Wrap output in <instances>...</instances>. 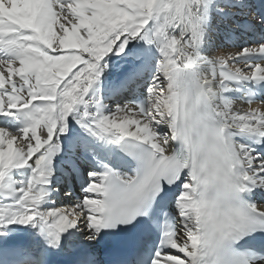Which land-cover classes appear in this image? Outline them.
Listing matches in <instances>:
<instances>
[{
    "label": "snow or ice",
    "instance_id": "snow-or-ice-1",
    "mask_svg": "<svg viewBox=\"0 0 264 264\" xmlns=\"http://www.w3.org/2000/svg\"><path fill=\"white\" fill-rule=\"evenodd\" d=\"M209 3L0 0V117L20 124L15 132L0 127V228H39L54 249L71 230L85 231L94 245L102 233L135 226L178 185L179 227L165 225L150 264H247L227 257L245 237L264 232V204L243 199L264 190V156L234 137L264 145V37L229 55L201 57ZM137 38L155 43L161 56L146 98L105 114L98 96L86 98L106 58L122 56ZM239 84L256 89L240 102L246 110L224 95ZM70 118L118 146L136 169L87 171L80 199L45 209L50 191H58L54 161ZM20 170H28L26 180L14 179ZM80 264H100L94 249Z\"/></svg>",
    "mask_w": 264,
    "mask_h": 264
},
{
    "label": "bare ground",
    "instance_id": "bare-ground-1",
    "mask_svg": "<svg viewBox=\"0 0 264 264\" xmlns=\"http://www.w3.org/2000/svg\"><path fill=\"white\" fill-rule=\"evenodd\" d=\"M201 15L202 42L199 47L201 57L210 59L215 54L229 55L260 42L264 37V23L257 22L264 21V0H240V2L238 0H210ZM147 39H153L151 25ZM160 59L161 56L155 43H148L141 38L133 40L122 56L112 55L106 58L107 68L101 81L86 99L91 100L94 95L98 96L100 103L97 108L102 109L105 114L117 105L122 107L132 103V97L140 96L145 100L147 88L156 73L157 62ZM200 71L205 72L206 66L202 65ZM230 87L232 91L225 93V97L236 102L238 109L246 110L249 106L240 102L246 98L248 90L255 91L256 89L246 84L230 85ZM104 88L112 89L111 94L107 95ZM260 99L264 100V94ZM256 106V104L252 105L253 108ZM5 126L10 132H15L20 124L5 118L0 119V127ZM69 132L73 133L74 147L64 150L55 158V175L52 183H59L53 184L52 189L59 191L71 186L75 195L68 197L69 194L64 191L62 198H58L56 196L58 191H50L47 201L42 205L45 209L61 207L80 199L87 171H100L104 162H110L113 165L117 163L118 172L122 175H130L127 162L118 154L116 145L91 136L71 118ZM234 139L238 143L249 144L255 149L256 154L264 156V151L257 150L258 145L252 144L246 137L236 136ZM28 174V170H20L14 173V179L26 180ZM61 184H64V187H61ZM178 194L179 189L176 196ZM245 197L249 204L257 206L264 204V190L256 189L251 194H246ZM5 203H13V201L9 200ZM174 204L175 202L172 206V213L178 228L179 214ZM0 232L4 233L0 235V264H34L35 252L48 248L46 239L40 233L39 228H33L31 225H8L0 228ZM86 234L85 231L71 230L62 238L59 249L69 258L68 264H80L82 259L87 258L90 249H94L97 258L99 252L97 243L89 244L84 239ZM32 241L34 244H31ZM34 249L35 252L29 256V252ZM24 254L27 257H22ZM255 264H264V261H258Z\"/></svg>",
    "mask_w": 264,
    "mask_h": 264
},
{
    "label": "rangeland",
    "instance_id": "rangeland-1",
    "mask_svg": "<svg viewBox=\"0 0 264 264\" xmlns=\"http://www.w3.org/2000/svg\"><path fill=\"white\" fill-rule=\"evenodd\" d=\"M58 198H62V197H58Z\"/></svg>",
    "mask_w": 264,
    "mask_h": 264
}]
</instances>
